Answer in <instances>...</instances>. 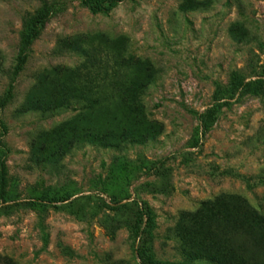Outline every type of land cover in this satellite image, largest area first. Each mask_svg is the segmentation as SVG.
<instances>
[{
  "label": "rangeland",
  "instance_id": "rangeland-1",
  "mask_svg": "<svg viewBox=\"0 0 264 264\" xmlns=\"http://www.w3.org/2000/svg\"><path fill=\"white\" fill-rule=\"evenodd\" d=\"M0 264H264V0H0Z\"/></svg>",
  "mask_w": 264,
  "mask_h": 264
},
{
  "label": "trees",
  "instance_id": "trees-1",
  "mask_svg": "<svg viewBox=\"0 0 264 264\" xmlns=\"http://www.w3.org/2000/svg\"><path fill=\"white\" fill-rule=\"evenodd\" d=\"M19 70H20V66H19V68H18ZM11 89H12V86H11V88L9 89V93L11 92ZM3 175H2V180H1V183H2V187L4 188L5 186H6V178H5V172L3 171V173H2ZM2 193H4V191H2Z\"/></svg>",
  "mask_w": 264,
  "mask_h": 264
}]
</instances>
